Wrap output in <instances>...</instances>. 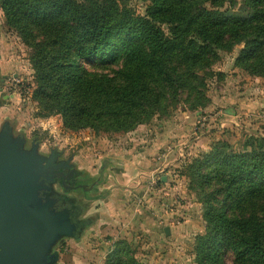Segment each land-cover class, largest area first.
I'll use <instances>...</instances> for the list:
<instances>
[{
  "label": "trees",
  "instance_id": "1",
  "mask_svg": "<svg viewBox=\"0 0 264 264\" xmlns=\"http://www.w3.org/2000/svg\"><path fill=\"white\" fill-rule=\"evenodd\" d=\"M135 15L120 0H4L8 25L31 49L34 99L67 129L129 132L168 103L197 110L221 52L264 79V0H149ZM167 27V31L164 29ZM216 142L187 166L205 232L196 264H264V137ZM107 264H144L118 242Z\"/></svg>",
  "mask_w": 264,
  "mask_h": 264
},
{
  "label": "rangeland",
  "instance_id": "2",
  "mask_svg": "<svg viewBox=\"0 0 264 264\" xmlns=\"http://www.w3.org/2000/svg\"><path fill=\"white\" fill-rule=\"evenodd\" d=\"M3 1L0 136L7 133L20 143V153L34 149L42 164L55 154L57 162L75 172L66 185L84 184L74 190L39 178L40 197L55 201L53 211H66L73 226L71 235H59L50 245L49 264H107L118 242H126L144 264H196V238L205 232V223L187 166L218 141L237 148L246 136L264 137V79L237 64L243 46L221 52L200 72L207 98L197 110L183 95L179 103H168L166 113L129 132L74 131L64 126L61 115L43 116L33 97L31 49L6 22ZM120 1L140 16L150 4Z\"/></svg>",
  "mask_w": 264,
  "mask_h": 264
},
{
  "label": "water",
  "instance_id": "3",
  "mask_svg": "<svg viewBox=\"0 0 264 264\" xmlns=\"http://www.w3.org/2000/svg\"><path fill=\"white\" fill-rule=\"evenodd\" d=\"M20 148L9 134L0 136V264H49L50 245L71 235L73 226L66 211H53L55 201L40 197L42 161ZM165 233L170 235L169 227Z\"/></svg>",
  "mask_w": 264,
  "mask_h": 264
},
{
  "label": "flooded vegetation",
  "instance_id": "4",
  "mask_svg": "<svg viewBox=\"0 0 264 264\" xmlns=\"http://www.w3.org/2000/svg\"><path fill=\"white\" fill-rule=\"evenodd\" d=\"M34 149L29 150L27 153L31 160H35L34 158ZM44 167L43 171L39 174L40 181H45L48 183H53L54 181H60L61 185L64 188H72L74 190L80 189L84 184H81L80 181L77 182L74 186H67L66 182L73 179L75 172L67 171L69 164L65 162H57V156L55 154H51L42 164ZM43 193V192H42Z\"/></svg>",
  "mask_w": 264,
  "mask_h": 264
},
{
  "label": "crops",
  "instance_id": "5",
  "mask_svg": "<svg viewBox=\"0 0 264 264\" xmlns=\"http://www.w3.org/2000/svg\"><path fill=\"white\" fill-rule=\"evenodd\" d=\"M170 232H171V229H170Z\"/></svg>",
  "mask_w": 264,
  "mask_h": 264
}]
</instances>
